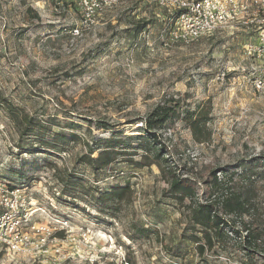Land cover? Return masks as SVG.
Listing matches in <instances>:
<instances>
[{"label": "rangeland", "instance_id": "1", "mask_svg": "<svg viewBox=\"0 0 264 264\" xmlns=\"http://www.w3.org/2000/svg\"><path fill=\"white\" fill-rule=\"evenodd\" d=\"M58 2L0 0V177L25 186L38 209L33 222L56 225L55 219H70L72 240L65 234L60 244L66 256L61 264H117L129 253L135 264H241L237 256L212 253L206 261L197 244L183 237L185 209L166 195L168 182L156 164L141 167L132 162L140 154H129L95 173L76 159L88 142L113 129L141 134L144 118L167 103L182 116L210 112L208 142H196L181 118L172 127L157 128L179 173L198 180L201 200L213 170L222 176L225 166L254 158L263 163L264 91L254 84L263 62L246 52L254 37L214 33L185 44L172 33L175 13L155 0H119L92 29L74 35L81 13ZM143 23L147 27L139 30ZM23 115L35 117L34 124L43 128L22 134ZM57 132L78 139L55 147ZM31 147L34 152H27ZM56 165L100 188L130 185L117 215L61 200ZM258 172L264 192V164ZM0 264L40 263L4 252Z\"/></svg>", "mask_w": 264, "mask_h": 264}, {"label": "trees", "instance_id": "2", "mask_svg": "<svg viewBox=\"0 0 264 264\" xmlns=\"http://www.w3.org/2000/svg\"><path fill=\"white\" fill-rule=\"evenodd\" d=\"M147 25L140 24L138 29L143 30ZM180 118L189 125L196 142L211 140L212 133L207 126L210 119L208 109L188 111L182 116L176 107L168 106L167 103L158 104L144 118L141 134L124 135L123 130L113 129L110 136L88 142L87 151L77 157L76 163L88 165L98 173L120 158L125 160L129 154H140V159H132V162L141 167L153 164L159 167L168 182L166 195L177 200L185 209L187 225L183 237L197 244L198 254L204 260L206 254L212 253L220 257L237 256L241 264H264V192L262 174L258 172V167L264 162L260 163L259 158H254L234 167L225 166L220 169L222 176L213 170L212 179L204 181L205 200H201L198 197V180L191 176L183 177L179 173L178 167L167 157L168 148L158 133L157 128L172 127ZM34 121L33 116L21 117L22 134L29 135L35 126L43 128L34 124ZM97 125L103 129H112L105 123ZM66 136L65 133L57 132L54 146H65L68 141L78 139L75 133ZM26 150L34 152L35 149L31 147ZM96 151L99 153L97 159L94 157ZM54 175L62 186L61 200L76 206L81 201L86 202L110 217L117 215L131 188L128 184L120 183L100 188L89 183L77 171L57 165ZM128 259L135 264L130 253Z\"/></svg>", "mask_w": 264, "mask_h": 264}, {"label": "built area", "instance_id": "3", "mask_svg": "<svg viewBox=\"0 0 264 264\" xmlns=\"http://www.w3.org/2000/svg\"><path fill=\"white\" fill-rule=\"evenodd\" d=\"M118 1L59 0L58 3L76 7L81 13L79 23L72 29L74 35H79L97 25ZM155 1L176 14V29L172 33H178V39L185 44L214 33H250L254 41L247 42L246 52L263 62L254 84L264 91V0ZM32 204L23 185L0 177V255L8 252L32 257L40 264H61L66 256L60 244L67 237L65 234L72 240L70 219H55L56 225L35 223L31 218L38 209ZM117 264L132 263L123 257Z\"/></svg>", "mask_w": 264, "mask_h": 264}]
</instances>
